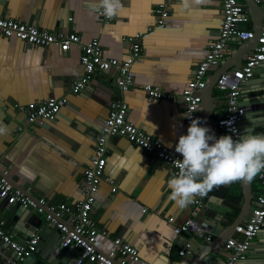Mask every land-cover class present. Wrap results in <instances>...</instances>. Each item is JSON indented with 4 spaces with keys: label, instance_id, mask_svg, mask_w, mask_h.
Here are the masks:
<instances>
[{
    "label": "crops",
    "instance_id": "crops-1",
    "mask_svg": "<svg viewBox=\"0 0 264 264\" xmlns=\"http://www.w3.org/2000/svg\"><path fill=\"white\" fill-rule=\"evenodd\" d=\"M160 1L122 0L118 14L108 23L92 9L99 0H0V15L34 23L54 34L76 33L81 42L98 37L104 57L123 58L128 53L124 37L143 31L141 60L133 67L135 85L124 94L128 119L175 150L179 137L188 129L181 100L149 99L141 85L148 82L179 94L209 42L216 38L222 7L220 0H178L171 8L167 27L148 30L154 21V6ZM247 27L253 28L251 20ZM237 46L232 44L226 56ZM79 55L78 44L64 52L55 44L39 47L0 33V127L5 129L0 133V164L9 169L10 178L16 177L14 183L29 186L33 196H44L53 203L81 198L82 170L90 163L108 104L119 96L111 69L93 78L79 93L71 92L72 82L82 73ZM214 92L215 120L225 107V99ZM50 96H66L67 103L58 118L47 125L28 124L25 113L15 108V104ZM106 145L105 173L114 178L116 191L112 192L106 181L100 183L92 217L109 237L117 235L132 243L150 264H193L192 258L197 259L194 264H205L203 258L217 264L215 257L227 259L223 243L230 236L240 238L234 232L242 198L238 185L227 195L220 186L207 193L206 197H223L206 199L210 209L222 214L223 228L218 232L209 234V239L188 232L176 234L172 224H181L190 216L193 202L181 208L171 198L168 181L174 175L168 166L148 162L145 152L123 137H110ZM251 189L253 194L260 192L259 178L251 181ZM201 201L203 204L204 199ZM0 214L17 237L12 214L4 208ZM38 216L45 224L43 216ZM170 216L174 217L172 223ZM25 223L19 224L24 230ZM166 243L171 244L169 250ZM186 243H190L191 253L180 256L178 250ZM263 251L264 236H255L250 255L235 264H259ZM9 252L0 241V256Z\"/></svg>",
    "mask_w": 264,
    "mask_h": 264
},
{
    "label": "built area",
    "instance_id": "built-area-1",
    "mask_svg": "<svg viewBox=\"0 0 264 264\" xmlns=\"http://www.w3.org/2000/svg\"><path fill=\"white\" fill-rule=\"evenodd\" d=\"M177 1L161 0L156 3L153 9L154 21L148 26V30L166 28L171 8ZM220 2L222 18L216 38L209 42L204 56L180 93L176 95L148 82L141 85L149 99L170 101L175 97L179 98L182 102V113L187 127L191 124L189 116L193 119L200 118L201 92L205 86L208 71L219 65L231 49L232 44H239L254 36L253 29L247 27L250 17L242 0H220ZM254 2L260 4L264 10V0H254ZM97 12L99 19L104 23L111 22L115 18V16L112 18L105 16L103 9H99ZM0 33L4 37H14L39 47L55 44L64 52L68 51L72 44H78L80 47L79 64L82 73L72 82L71 92L79 93L95 76L111 69L119 93L118 98L108 104L107 115L94 140L90 163L82 170L81 198L74 202L53 203L44 196H33L29 191V186L22 187L13 184L10 180L9 169L0 164V195L6 200L4 209L11 204H18L43 216L47 224L59 231L61 246L76 247L74 264H82L84 258L93 264H150L140 257L139 250L135 245L117 235L109 237L108 231L98 226L92 217L93 205L100 183L106 181L111 185V191H116L114 178L105 173L108 151L106 144L110 137L127 139L145 152L148 162L166 164L173 175H177L179 172L176 162L182 159V156L170 146L165 145L159 138L128 119V104L124 94L135 85L133 67L141 60V43L144 32L137 31L124 37L128 43V53L123 58L104 57L98 37L81 42L76 33L54 34L40 29L34 23L2 15H0ZM263 60L264 23L253 51L246 54L238 68H232L221 74L215 82L214 89L220 92L225 99V107L213 121L220 136L232 135L236 139L242 135L239 127V121L245 110L241 105L242 85L254 76L255 67ZM66 103V96H50L42 101H31L25 105L15 104V108H19L25 113V122L28 124H42L56 120L61 108ZM226 121H233L231 127L223 123ZM258 178L261 190L255 193V205L250 208L246 221L234 227V232L240 238L230 236L223 243L222 251L227 257L224 264H235L236 261L244 260L251 240L262 228L264 222V170L258 173ZM201 202L200 196L194 197L190 216L181 224H172L176 234L187 232L193 225V215ZM168 220L172 223L174 217L170 216ZM38 238L37 232H34L26 242L17 241L13 231L6 227V218L0 214V241L11 251V255L4 256L7 259V264H20L35 252ZM209 238L207 236V239ZM166 248L169 250L171 244L166 243ZM189 248L190 243H186L178 250V254L183 256L188 253Z\"/></svg>",
    "mask_w": 264,
    "mask_h": 264
},
{
    "label": "water",
    "instance_id": "water-1",
    "mask_svg": "<svg viewBox=\"0 0 264 264\" xmlns=\"http://www.w3.org/2000/svg\"><path fill=\"white\" fill-rule=\"evenodd\" d=\"M245 8L249 14L250 20L253 23L254 36L246 41L238 44V46L231 52L230 55L224 57L219 63L217 69L210 72L208 75L205 86L201 92L200 102V119L202 126L209 127L211 132L216 138L220 135L217 133L214 126V101L217 98L214 92V85L221 74L227 72L232 68H238L243 62L246 54L253 51L257 45V39L260 35L262 25L264 23V10L260 4L254 2V0H242ZM96 79L99 77L95 76ZM94 77V78H95ZM264 60L261 61L254 69V76L246 80L241 89V105L244 106V115L239 121L240 132L243 135L245 129L248 128L252 134H264ZM45 125L48 122L44 123ZM114 137V136H113ZM258 178V174L256 175ZM13 184L18 185L16 177L10 178ZM14 181V182H13ZM239 186L241 188L242 198L239 201L240 212L234 221V224H239L246 221V218L250 212V208L255 205V195L252 193L251 181L239 180L223 185H219L223 190V195L234 192V187ZM217 186L213 187L209 191L215 192ZM208 193V191H207ZM207 193L200 198L203 201L193 215V225L187 231L188 233L195 234L197 236H208L218 232V229L223 228L220 223L222 214L219 211L210 209L206 199L211 197L223 199V197L207 196ZM210 197V198H209ZM211 199L210 201H212ZM6 200L0 195V212L5 207ZM7 212L12 214V220L15 225L14 228L17 232V241L24 243L34 232H37L39 236L37 242V250L33 252L29 257L24 259L20 264H74L76 261V247L74 246H61L60 245V233L57 229L53 228L49 224H42V218L35 214L27 207L20 206L18 204H11L7 208ZM193 209V206H192ZM21 222L24 224L25 230L20 227ZM264 225V222H263ZM262 225V227H263ZM199 230V231H198ZM259 233H261L259 235ZM257 239L260 236H264V231L257 233ZM191 250L188 251V254ZM250 255V253H248ZM11 255V251L9 252ZM259 264H264V251L261 254ZM197 259H191L193 264ZM205 264H211L203 258ZM217 264H224L225 260L220 256L215 257ZM0 264H7V259L4 256H0ZM82 264H93L86 258L83 259ZM198 264V263H197Z\"/></svg>",
    "mask_w": 264,
    "mask_h": 264
},
{
    "label": "clouds",
    "instance_id": "clouds-1",
    "mask_svg": "<svg viewBox=\"0 0 264 264\" xmlns=\"http://www.w3.org/2000/svg\"><path fill=\"white\" fill-rule=\"evenodd\" d=\"M121 7V0H99V5H92L94 11L103 9L108 18L116 16ZM188 118L191 124L187 134L181 135L175 145L176 153L182 156L176 162L179 172L168 181L171 198L181 208L215 186L252 181L264 170V134H252L246 128L236 139L232 135L216 138L209 127L201 126V119ZM223 123L231 127L233 121ZM4 131L0 127V133Z\"/></svg>",
    "mask_w": 264,
    "mask_h": 264
}]
</instances>
